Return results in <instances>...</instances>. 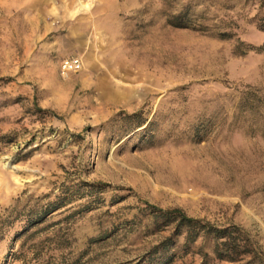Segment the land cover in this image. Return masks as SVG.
I'll list each match as a JSON object with an SVG mask.
<instances>
[{
	"label": "rangeland",
	"instance_id": "obj_1",
	"mask_svg": "<svg viewBox=\"0 0 264 264\" xmlns=\"http://www.w3.org/2000/svg\"><path fill=\"white\" fill-rule=\"evenodd\" d=\"M263 29L264 0H0V264L240 263L165 250L155 206L264 255Z\"/></svg>",
	"mask_w": 264,
	"mask_h": 264
},
{
	"label": "trees",
	"instance_id": "obj_2",
	"mask_svg": "<svg viewBox=\"0 0 264 264\" xmlns=\"http://www.w3.org/2000/svg\"><path fill=\"white\" fill-rule=\"evenodd\" d=\"M264 30V29H263ZM139 113L127 115V118L138 117V124L144 125L146 120ZM67 200L50 202L39 211L37 219L31 221L32 225L40 224L46 217L67 205ZM152 212L155 219H163L165 225L174 223L175 230L172 236L162 241L161 246L167 250L176 244V239L185 234L186 244L194 243L202 233L213 235L217 240L215 252L219 259L238 264H264V255L258 251L245 238L243 231L237 225L217 227L210 222L188 216L182 209H162L155 206ZM156 210V211H155ZM245 257H248L247 260ZM243 260H246L242 262Z\"/></svg>",
	"mask_w": 264,
	"mask_h": 264
},
{
	"label": "built area",
	"instance_id": "obj_3",
	"mask_svg": "<svg viewBox=\"0 0 264 264\" xmlns=\"http://www.w3.org/2000/svg\"><path fill=\"white\" fill-rule=\"evenodd\" d=\"M83 68V60L80 56H70L65 58L61 63V73L63 75H68L70 73H75Z\"/></svg>",
	"mask_w": 264,
	"mask_h": 264
}]
</instances>
